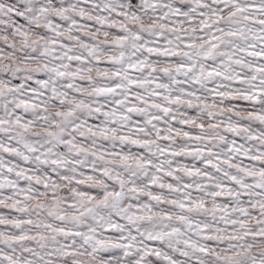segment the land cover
Instances as JSON below:
<instances>
[{
	"label": "snow or ice",
	"instance_id": "obj_1",
	"mask_svg": "<svg viewBox=\"0 0 264 264\" xmlns=\"http://www.w3.org/2000/svg\"><path fill=\"white\" fill-rule=\"evenodd\" d=\"M0 264H264V0H0Z\"/></svg>",
	"mask_w": 264,
	"mask_h": 264
}]
</instances>
